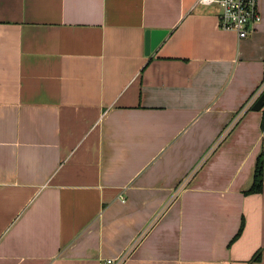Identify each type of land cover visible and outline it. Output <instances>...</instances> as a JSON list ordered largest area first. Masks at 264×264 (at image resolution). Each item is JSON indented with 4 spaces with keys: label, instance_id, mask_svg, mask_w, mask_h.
Listing matches in <instances>:
<instances>
[{
    "label": "crops",
    "instance_id": "1",
    "mask_svg": "<svg viewBox=\"0 0 264 264\" xmlns=\"http://www.w3.org/2000/svg\"><path fill=\"white\" fill-rule=\"evenodd\" d=\"M259 8L0 0V264H264Z\"/></svg>",
    "mask_w": 264,
    "mask_h": 264
},
{
    "label": "built area",
    "instance_id": "2",
    "mask_svg": "<svg viewBox=\"0 0 264 264\" xmlns=\"http://www.w3.org/2000/svg\"><path fill=\"white\" fill-rule=\"evenodd\" d=\"M199 4L219 8L218 27L222 30L236 33L239 39L246 38L256 29V26L262 19L259 8V0H197ZM264 91V80L251 99L245 106L248 109L252 106L256 98ZM223 135H220L214 145H216ZM124 256L119 259H105L100 264H121Z\"/></svg>",
    "mask_w": 264,
    "mask_h": 264
},
{
    "label": "water",
    "instance_id": "3",
    "mask_svg": "<svg viewBox=\"0 0 264 264\" xmlns=\"http://www.w3.org/2000/svg\"><path fill=\"white\" fill-rule=\"evenodd\" d=\"M167 34V30L153 29L145 32V55H150L162 42ZM264 106V91L256 98L251 106L252 111H260Z\"/></svg>",
    "mask_w": 264,
    "mask_h": 264
},
{
    "label": "trees",
    "instance_id": "4",
    "mask_svg": "<svg viewBox=\"0 0 264 264\" xmlns=\"http://www.w3.org/2000/svg\"><path fill=\"white\" fill-rule=\"evenodd\" d=\"M261 126L262 127L264 126V111L262 113ZM263 157H264V154L261 153L256 159V165H255V170H254V175H253V182H252L251 187L245 191L246 194L260 193L262 191L263 180H264V158ZM243 226H244V221L242 220L237 234L234 236V238L231 241L235 240L240 235V233L242 232Z\"/></svg>",
    "mask_w": 264,
    "mask_h": 264
},
{
    "label": "rangeland",
    "instance_id": "5",
    "mask_svg": "<svg viewBox=\"0 0 264 264\" xmlns=\"http://www.w3.org/2000/svg\"><path fill=\"white\" fill-rule=\"evenodd\" d=\"M261 1H263L264 2V0H261ZM251 108V107H250Z\"/></svg>",
    "mask_w": 264,
    "mask_h": 264
}]
</instances>
